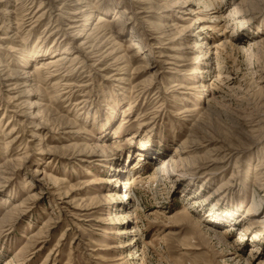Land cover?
<instances>
[{
	"label": "rangeland",
	"instance_id": "rangeland-1",
	"mask_svg": "<svg viewBox=\"0 0 264 264\" xmlns=\"http://www.w3.org/2000/svg\"><path fill=\"white\" fill-rule=\"evenodd\" d=\"M263 168L264 0H0V264H264Z\"/></svg>",
	"mask_w": 264,
	"mask_h": 264
},
{
	"label": "bare ground",
	"instance_id": "bare-ground-1",
	"mask_svg": "<svg viewBox=\"0 0 264 264\" xmlns=\"http://www.w3.org/2000/svg\"><path fill=\"white\" fill-rule=\"evenodd\" d=\"M83 2H85V1H83ZM238 7V6H237ZM237 7L236 6H234V8L235 9H237ZM40 9V7H38V9L37 10H39ZM37 10H36V12H37ZM105 21V19H104V17H102V16H100V15H98L97 16V21H96V23H95V26H94V32H95V34H93L92 36H90L91 34H88V39H90L91 38V40H94V42H93V44L91 45V46H88V47H92L93 49H94V47H95V45H94V43H95V41L98 39V33L100 32V30H102L103 29V27H104V25H106V22H104ZM69 28H71V26L69 27ZM97 30V31H96ZM161 33H165V31L163 30ZM86 43L85 42H82V45L84 46ZM83 46H80V48H82V49H80L81 51H84V48H83ZM87 48V47H86ZM85 48V49H86ZM34 52L36 53L37 52V50H35L34 49ZM66 53H67V51H66ZM112 52L110 51L108 54L110 55ZM80 54L81 55H83L82 54V52H80ZM41 55H43V54H41ZM68 55V54H67ZM67 55H65V56H57V57H54L52 60H50V61H48L47 62V65L49 66V67H54V69H56V71H58L59 69H61V68H64L65 66H66V64L67 63H74V62H80L79 61V59L78 58H81L78 54H75L74 55V57L72 56H70L71 58H68V56ZM121 57H119L117 60H119ZM67 59H68V61H67ZM122 59V58H121ZM82 61V60H81ZM77 67H80V65H78ZM49 73V72H48ZM12 74H14V72H10V73H8V74H6V76H11ZM69 74L70 73H64L63 75H64V77H67V76H69ZM69 87H71V86H69V85H65V87H64V89H63V93L64 94H67L68 96L73 92L72 91V88H69ZM24 91V90H23ZM25 94H26V92H25ZM79 102H76V104H78ZM32 104V105H31ZM35 103L34 102H32V101H30L29 103H28V105H30V106H33ZM31 108V107H30ZM52 122H55L58 126H60V125H62V123H63V120H62V116H59V117H57V118H53L52 119ZM72 122L71 121H68L67 122V124H71ZM73 124V123H72ZM102 127H104V124H101L100 125V128H102ZM197 137H195L194 136V138H190V139H185V141H183V142H185V144H190V145H198V144H196L197 143ZM189 145V146H190ZM6 146L7 145H5V147H3V148H6ZM102 146H104V145H102ZM102 146H101V148H102ZM150 149V148H149ZM148 149V150H149ZM192 151L194 152V151H196V149H192ZM153 152H155L154 150H153ZM143 155H145L146 156V153L144 152L143 153ZM4 165H7V162L5 161L4 163H3ZM260 165V164H259ZM262 166V165H261ZM258 167V166H257ZM264 169V168H263ZM156 172L158 173V170H156ZM259 174V173H258ZM257 174V175H258ZM264 174V173H263ZM264 176V175H263ZM257 179H258V176H257ZM262 179H264V177H260V179L259 180H262ZM126 192V191H125ZM109 193V195H112L111 193L112 192H108ZM248 213V212H247ZM254 249H252V251H253Z\"/></svg>",
	"mask_w": 264,
	"mask_h": 264
}]
</instances>
